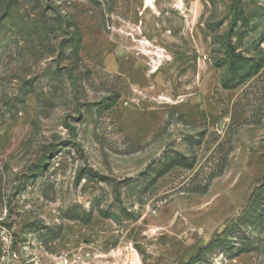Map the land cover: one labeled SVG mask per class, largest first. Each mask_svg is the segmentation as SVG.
<instances>
[{"label": "rangeland", "instance_id": "374dc122", "mask_svg": "<svg viewBox=\"0 0 264 264\" xmlns=\"http://www.w3.org/2000/svg\"><path fill=\"white\" fill-rule=\"evenodd\" d=\"M0 264H264V0H0Z\"/></svg>", "mask_w": 264, "mask_h": 264}, {"label": "bare ground", "instance_id": "6f19581e", "mask_svg": "<svg viewBox=\"0 0 264 264\" xmlns=\"http://www.w3.org/2000/svg\"><path fill=\"white\" fill-rule=\"evenodd\" d=\"M146 7H154V0H145Z\"/></svg>", "mask_w": 264, "mask_h": 264}]
</instances>
